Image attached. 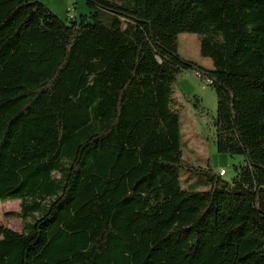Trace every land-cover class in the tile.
<instances>
[{"label": "trees", "instance_id": "16d2710c", "mask_svg": "<svg viewBox=\"0 0 264 264\" xmlns=\"http://www.w3.org/2000/svg\"><path fill=\"white\" fill-rule=\"evenodd\" d=\"M84 1L64 21L0 0V202L23 225L0 226V264H264V0ZM187 71L244 159L230 182L182 156Z\"/></svg>", "mask_w": 264, "mask_h": 264}, {"label": "rangeland", "instance_id": "374dc122", "mask_svg": "<svg viewBox=\"0 0 264 264\" xmlns=\"http://www.w3.org/2000/svg\"><path fill=\"white\" fill-rule=\"evenodd\" d=\"M45 4L51 11L66 21V17L79 20L81 15H88L89 9L84 0H38ZM70 17V12H73ZM69 19V20H70ZM188 40H191V47H188ZM179 55L204 69H212L209 59L199 55V41L196 35L179 34L178 38ZM176 97L182 106L180 112L181 123V151L184 159L195 165L206 167L207 162L215 173L225 170L222 178L231 181L236 175L234 166L243 164L242 156H230L218 153L215 146V119L217 100L212 87L207 81L200 79V75L187 71L182 73L176 84ZM180 178L186 172L180 171ZM20 212L19 201L0 202V226L9 228L15 232L23 229L22 221L18 217Z\"/></svg>", "mask_w": 264, "mask_h": 264}, {"label": "built area", "instance_id": "2783aa9c", "mask_svg": "<svg viewBox=\"0 0 264 264\" xmlns=\"http://www.w3.org/2000/svg\"><path fill=\"white\" fill-rule=\"evenodd\" d=\"M197 76H198V75H197ZM225 174H226V171H225V170H219V172H218V175H219L220 177L225 176Z\"/></svg>", "mask_w": 264, "mask_h": 264}, {"label": "crops", "instance_id": "0c3cea01", "mask_svg": "<svg viewBox=\"0 0 264 264\" xmlns=\"http://www.w3.org/2000/svg\"><path fill=\"white\" fill-rule=\"evenodd\" d=\"M73 13H74V10L73 12H70L69 15H71L70 17H73ZM69 16L66 17V19L68 18Z\"/></svg>", "mask_w": 264, "mask_h": 264}]
</instances>
